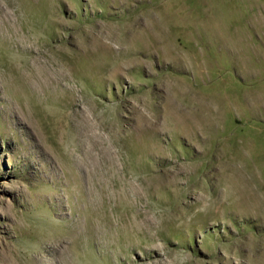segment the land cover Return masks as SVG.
I'll use <instances>...</instances> for the list:
<instances>
[{
	"label": "rangeland",
	"instance_id": "374dc122",
	"mask_svg": "<svg viewBox=\"0 0 264 264\" xmlns=\"http://www.w3.org/2000/svg\"><path fill=\"white\" fill-rule=\"evenodd\" d=\"M0 264H264V0H0Z\"/></svg>",
	"mask_w": 264,
	"mask_h": 264
}]
</instances>
